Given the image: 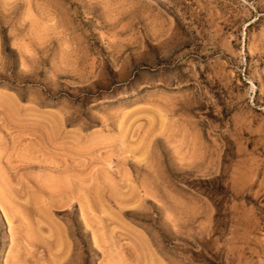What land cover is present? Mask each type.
Here are the masks:
<instances>
[{"label": "rangeland", "instance_id": "1", "mask_svg": "<svg viewBox=\"0 0 264 264\" xmlns=\"http://www.w3.org/2000/svg\"><path fill=\"white\" fill-rule=\"evenodd\" d=\"M0 264H264V0H0Z\"/></svg>", "mask_w": 264, "mask_h": 264}]
</instances>
